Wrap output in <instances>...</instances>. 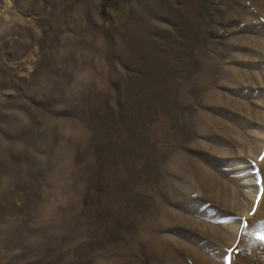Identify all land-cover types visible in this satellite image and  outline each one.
Instances as JSON below:
<instances>
[{
  "label": "rangeland",
  "instance_id": "374dc122",
  "mask_svg": "<svg viewBox=\"0 0 264 264\" xmlns=\"http://www.w3.org/2000/svg\"><path fill=\"white\" fill-rule=\"evenodd\" d=\"M264 0H0V264H264Z\"/></svg>",
  "mask_w": 264,
  "mask_h": 264
},
{
  "label": "snow or ice",
  "instance_id": "6c2138e0",
  "mask_svg": "<svg viewBox=\"0 0 264 264\" xmlns=\"http://www.w3.org/2000/svg\"><path fill=\"white\" fill-rule=\"evenodd\" d=\"M261 158L264 159V156H262ZM262 238H264V237H262Z\"/></svg>",
  "mask_w": 264,
  "mask_h": 264
}]
</instances>
